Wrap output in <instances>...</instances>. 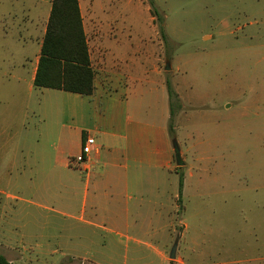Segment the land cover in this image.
Instances as JSON below:
<instances>
[{
  "label": "rangeland",
  "instance_id": "rangeland-1",
  "mask_svg": "<svg viewBox=\"0 0 264 264\" xmlns=\"http://www.w3.org/2000/svg\"><path fill=\"white\" fill-rule=\"evenodd\" d=\"M35 1L0 0V239L30 247L60 234L65 256L53 253L58 241L51 240L45 254L29 252L35 264L108 256L114 264H182L183 258L188 264H264V0H155L167 41L149 0H81L94 64L101 68V55H108L122 82L112 93L130 99L129 116L152 147L168 139L174 159L165 172L174 183L180 174L186 179L182 193L174 185L162 199L157 190L156 206L145 197L141 215L130 220L139 228L107 225L117 236L97 231L101 240L117 241L113 255L68 243L72 232L91 239L96 231L79 217L89 180V220L101 171L67 165L81 149L79 135L70 131L76 126L72 102L63 91L34 86L45 21L35 19ZM100 104L87 109L84 130L103 145L105 157L112 144L94 131L103 116L119 117L118 130L120 110ZM165 159L158 154L155 164L166 166ZM99 165L104 177L114 172L107 159ZM177 166H183L178 175ZM149 226L155 237H145ZM21 234L32 237L22 241ZM174 245L181 248L173 261Z\"/></svg>",
  "mask_w": 264,
  "mask_h": 264
},
{
  "label": "crops",
  "instance_id": "crops-1",
  "mask_svg": "<svg viewBox=\"0 0 264 264\" xmlns=\"http://www.w3.org/2000/svg\"><path fill=\"white\" fill-rule=\"evenodd\" d=\"M80 1V8L82 17L84 19V13H83V6L82 2ZM52 3L53 0H36L35 1V8L36 12L33 14L35 15V19L38 20L40 18V15L44 16V31L43 36L41 39V47L43 43V39L46 33L47 24L49 21V17L52 10ZM84 27L85 32L87 33L86 24L84 21ZM89 43V42H88ZM91 55V52H90ZM100 63L102 64L101 68L96 67V65L93 62V58L91 55V61L92 66L96 73V79H95V92L92 96L83 97L77 94H71L67 93L65 97L69 100H71L72 103L69 105V109H71V121L76 125L74 127V130H70L71 132H75L79 135V141L82 148V145L86 139L87 136H92L90 133H86L84 130L85 125V119L87 115V109L89 106H96L98 103L100 105H108V107L113 106L115 110H120V119H119V125L120 128L116 130V124L119 117H113L112 122L107 119L106 116H103V119H101L102 123L99 125L97 129H95V133L99 136H103L105 139H108L109 142H111V146H108L107 151L105 152V157L103 156L102 149L104 148L102 144L97 143V148L94 149V153L92 155V164L93 169L90 171L91 174L98 173V171H101L99 174L100 178H96L93 183L94 193L92 195V198L90 199L91 203V209L89 212V220L86 219L87 216V203H88V196H89V188L91 186L90 181L87 180L85 183V201L83 208L81 209V216L79 217V221L87 226L88 228L95 229L94 233H92V237L86 238L78 234L70 233L68 236V243L70 245H79L81 247H84L83 249L86 250L87 253L91 254H99V255H113L117 253V250L115 248V245L117 241L112 238V240H101V235L97 233L98 230L100 232L106 234V235H115L113 229H109L107 225L111 226H122L124 225L125 228H139V225L135 224V221L133 224H131V217L141 215V213L138 211L141 209V203L145 201V197H148L149 204H152L156 206V200H151V198L156 199V191H161V194H159V197L162 199L167 198V191L169 190L171 193V190H175L178 188L181 193L184 192L186 189V179L184 177V184L183 188H180V177L178 184L174 183V179H170L171 175H168L165 170L168 167H171L172 161L174 159V149L170 147L168 139L167 142L163 144V147L161 148H155L152 147L151 139H146L144 133H141L142 127L139 122L133 123V119L131 116H129V106H130V99L125 96H116L112 93V89H118L119 85H122L121 79L118 77L116 72H114L111 69L110 60L108 55H101ZM39 58L37 59V62L35 64L34 70H33V83L37 71ZM125 84V83H124ZM127 86V85H126ZM44 89V88H39ZM136 89V88H135ZM49 106V105H48ZM109 109V108H108ZM126 125V128L123 130L121 128L123 125ZM133 125V126H131ZM65 126V125H64ZM108 126H111L112 130L114 131H106V128ZM119 131V132H116ZM123 131V132H122ZM127 131L125 134L124 132ZM94 137V136H93ZM95 138V137H94ZM97 142V141H96ZM130 150V151H129ZM136 157H134L135 152ZM81 152L78 151L76 154H71L70 157H75L76 155H79ZM64 153V152H63ZM61 153V154H63ZM162 155L166 162V166L164 165H156L155 164V157L157 155ZM104 159H107L112 164V168L114 172H112V176L110 175L108 178L104 177L106 174V171L104 170V166L100 167L99 163L103 161ZM122 163V164H121ZM127 163V164H124ZM67 165L70 167L71 163L67 162ZM181 165V164H180ZM183 166H177L175 168L176 174L178 175L180 169H182ZM163 171V172H162ZM148 176L147 182L142 183V177ZM159 176V181H158ZM97 177V176H96ZM169 178V180L167 179ZM177 195V194H176ZM10 199H13L16 196L8 195ZM182 194L179 195L180 198ZM124 198V204L122 201H119V198ZM169 203L172 200V194H169ZM120 202V203H118ZM33 203V202H32ZM38 210L44 209V206L40 204H34L33 205ZM163 206V204L161 205ZM46 210H49L53 212L55 209L53 208H46ZM56 211V210H55ZM172 211V210H171ZM155 212V211H154ZM157 213H154L155 215ZM64 216H68L67 214L63 213ZM171 213L169 217V221L171 222ZM101 221V222H100ZM182 223L184 225V228L186 229V225L184 224V221L182 220ZM152 227V226H151ZM145 233V237H150L157 234L156 232H151L150 228ZM71 231V230H70ZM101 233V234H102ZM118 233L116 234V236ZM103 238L105 237L102 234ZM184 237V234L182 235ZM21 240L29 239L30 235L28 234H21ZM43 240L44 237H36V239ZM60 234L58 235H52L51 237H47V244H44L43 242H37L35 246H23V245H13L7 242L4 239H0V256L5 257L10 263L12 264H35L31 254L29 252L33 251L37 254H45L46 253V245L47 247H51L53 244L51 243V240H57L58 244H56L55 250H53V253L62 252V250L59 248L60 246ZM98 239V240H97ZM185 239V238H184ZM129 241H133L138 246H143V242L140 240H132V238H129ZM110 243L112 245H110ZM187 242L185 241V246ZM174 247V246H173ZM181 246L179 245L176 251V257L177 253L180 251ZM70 249V248H69ZM72 250L76 251V249L71 248ZM173 249V248H172ZM188 249V247H187ZM50 251V250H49ZM71 251V250H70ZM136 251V250H135ZM172 251V250H171ZM137 252V251H136ZM65 252L62 255L65 256ZM171 254V253H170ZM170 257V256H169ZM164 261L165 255H163ZM171 259V257H170ZM181 259V258H180ZM187 258L182 259V264H188L186 262ZM113 258L108 256V260H99L95 259L91 261L90 263L85 264H114ZM176 260V259H171ZM166 262V261H165ZM62 264H78L74 259H66L62 261ZM84 264V263H82Z\"/></svg>",
  "mask_w": 264,
  "mask_h": 264
},
{
  "label": "trees",
  "instance_id": "trees-1",
  "mask_svg": "<svg viewBox=\"0 0 264 264\" xmlns=\"http://www.w3.org/2000/svg\"><path fill=\"white\" fill-rule=\"evenodd\" d=\"M150 12L158 18L162 39L168 40L164 20L155 5L149 0ZM96 73L92 66L88 37L85 32L79 0H53L52 10L43 39L34 86L59 90L83 97L95 92ZM173 116L174 91L168 84ZM172 119V118H171ZM170 132L174 127L171 123ZM184 174H180L183 188ZM0 264H12L0 256Z\"/></svg>",
  "mask_w": 264,
  "mask_h": 264
},
{
  "label": "built area",
  "instance_id": "built-area-1",
  "mask_svg": "<svg viewBox=\"0 0 264 264\" xmlns=\"http://www.w3.org/2000/svg\"><path fill=\"white\" fill-rule=\"evenodd\" d=\"M97 148L96 139L93 136H87L79 155H77L73 161H71V165L79 167L82 171L86 173H90L93 169L92 164V155L94 153V149Z\"/></svg>",
  "mask_w": 264,
  "mask_h": 264
},
{
  "label": "water",
  "instance_id": "water-1",
  "mask_svg": "<svg viewBox=\"0 0 264 264\" xmlns=\"http://www.w3.org/2000/svg\"><path fill=\"white\" fill-rule=\"evenodd\" d=\"M177 248H178V245H174V247H173V249L171 251V254H170L171 259H176Z\"/></svg>",
  "mask_w": 264,
  "mask_h": 264
}]
</instances>
